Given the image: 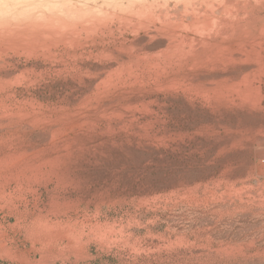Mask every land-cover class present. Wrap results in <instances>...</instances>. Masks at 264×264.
I'll list each match as a JSON object with an SVG mask.
<instances>
[{"label":"rangeland","instance_id":"374dc122","mask_svg":"<svg viewBox=\"0 0 264 264\" xmlns=\"http://www.w3.org/2000/svg\"><path fill=\"white\" fill-rule=\"evenodd\" d=\"M0 160V264H264V0H0Z\"/></svg>","mask_w":264,"mask_h":264},{"label":"bare ground","instance_id":"6f19581e","mask_svg":"<svg viewBox=\"0 0 264 264\" xmlns=\"http://www.w3.org/2000/svg\"><path fill=\"white\" fill-rule=\"evenodd\" d=\"M256 59V58H255ZM258 63V62H257ZM248 76V75H247ZM243 89V88H242ZM260 90V89H259ZM234 93V92H233ZM239 95H241V94H239ZM248 95V94H247ZM244 98V97H243ZM247 98V97H246ZM258 98V97H257ZM249 99V98H248ZM253 103H254V101H253ZM262 147V146H261ZM1 161V160H0Z\"/></svg>","mask_w":264,"mask_h":264}]
</instances>
